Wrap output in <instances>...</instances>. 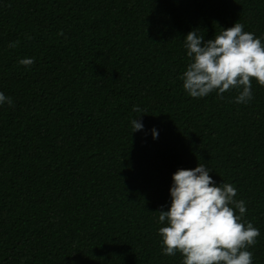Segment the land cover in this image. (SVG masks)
Listing matches in <instances>:
<instances>
[{"label":"trees","instance_id":"obj_1","mask_svg":"<svg viewBox=\"0 0 264 264\" xmlns=\"http://www.w3.org/2000/svg\"><path fill=\"white\" fill-rule=\"evenodd\" d=\"M236 22L264 42V0H0V264H182L158 212L199 163L245 201L264 264V87L237 104L181 79L187 34Z\"/></svg>","mask_w":264,"mask_h":264},{"label":"clouds","instance_id":"obj_2","mask_svg":"<svg viewBox=\"0 0 264 264\" xmlns=\"http://www.w3.org/2000/svg\"><path fill=\"white\" fill-rule=\"evenodd\" d=\"M200 32L194 29L184 39L190 58L181 76L184 90L192 98L216 93L221 99L225 92L238 90L234 102L248 104L253 99V80L264 87V42L239 22L213 39L205 40ZM34 62V58L19 61L25 67ZM4 104L14 106L12 98L0 92V105ZM133 111L142 109L134 105ZM132 127L133 132L143 129L138 117ZM152 133L157 138L155 129ZM210 171L199 163L173 174L170 208L158 212L159 223L166 224L158 229L162 254L179 253L182 264H253L249 249L256 245L260 231L242 220L247 209L245 201L235 199L237 189L229 183L216 185Z\"/></svg>","mask_w":264,"mask_h":264}]
</instances>
